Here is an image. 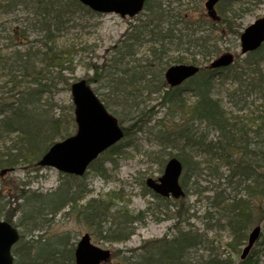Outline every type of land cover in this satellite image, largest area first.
Returning a JSON list of instances; mask_svg holds the SVG:
<instances>
[{
    "label": "trees",
    "instance_id": "obj_1",
    "mask_svg": "<svg viewBox=\"0 0 264 264\" xmlns=\"http://www.w3.org/2000/svg\"><path fill=\"white\" fill-rule=\"evenodd\" d=\"M189 1L191 0H147L143 11L136 17L138 24L128 34V41L123 42L116 50L106 70L95 71V73L100 75V79H106L107 93L103 95L112 101V109L118 111L122 118L130 107L129 103L134 102L138 94L160 93L162 88V105L166 106L167 111L171 113L183 111L184 96L187 93L191 94L195 99L189 107L190 117L196 121L208 123L218 132V140L223 141V144L206 143L202 136L199 138L196 133H190L187 130L159 131L155 136L158 144L162 148L178 149L177 153L171 157L179 160L184 176H187L188 171L200 172L204 168L216 176L215 166L211 165L213 160H223L230 165L228 159L230 149H236L241 153L249 152L252 159L245 166L241 165V161H233L239 176L237 187L241 186L248 196L251 195V198L256 197L260 201L258 205L261 211H264V144L261 143V148L257 146L255 150L250 151L249 147L254 142L250 141L243 125L240 126L241 123L237 118L230 116L221 103L212 98L214 81L221 70L200 68L196 76L186 81V83L193 81L192 87L181 89L180 87L170 88L168 85L162 86V75L164 77L165 67L170 63H163V57L169 51H181V56H177L173 61L176 65L196 66L219 53L214 44L209 47L208 42L212 38L206 34V28L198 26L199 23L205 26L209 24L210 27L213 24L201 13L196 19L190 18L186 14ZM250 1L252 0H222L217 4L216 11L221 22L218 23L225 26L224 34L233 36L235 39L239 38L240 33L233 28L231 19L239 17L240 12H245ZM234 6L239 8L234 10L232 9ZM82 8L76 0H0V23H3L1 25H8V22L2 21L8 15L21 13L24 16V22L19 28L8 25L0 33V171H11L17 167L38 170L36 162L47 150L55 142L71 135L69 131L74 127L71 108L69 107L67 112L60 109L54 102V95L59 91L60 83L67 84L64 81L63 72L71 71L74 49L58 47L57 36L67 30V25L72 20L70 16ZM31 32L37 33L38 40L28 41L27 35ZM135 42L148 44L151 63H156L160 69L157 73L149 74L147 78L144 75L146 71H134L130 76L132 79L129 80L128 76H125L124 68L120 65L123 59H131L135 56ZM263 47L264 44L258 50L248 54V59L251 57L253 59L255 55L258 58L245 60L244 68L253 75L259 72V63L263 59L261 52ZM147 67H150V64H145L141 69H147ZM157 77L160 79L155 81ZM260 85V82H255L254 87L261 95L264 89ZM141 89L144 90L143 93ZM106 103L108 104L107 100ZM56 109L59 110L58 114L55 112ZM262 111H264V105ZM132 113L131 111L130 114ZM122 118L119 124H122ZM258 119L262 123L254 132L256 135L261 131L264 132V118ZM138 124L137 128L135 127L137 131L142 129V126ZM128 134L127 129H124V136L127 137ZM123 145L120 142L104 155L113 166V159L125 153ZM194 150L208 154L209 159L205 160L204 168H201L200 161L194 160ZM100 160L95 161L90 168L104 178V166L98 167ZM63 178L65 181L60 183L53 192L49 194L25 192L19 196L18 199L21 202L12 209L11 213L7 209V211L0 210V220L21 230L20 232L18 230L19 240L12 248L14 264H73L72 248L70 251H65L64 245L54 247L42 241V238L36 240L37 242H22L24 236L31 235L50 221L46 219L48 216L54 217L66 208L74 210L76 202L89 193L82 183H78V178L67 175ZM181 187L187 193L184 182L181 183ZM145 191L162 203L158 204L156 209L160 212L164 211L163 213L169 211L166 210L169 207L165 199L159 198L148 190ZM2 198L4 196L0 192V202ZM112 198L119 199V194L115 193ZM222 202H224L223 198ZM175 206L178 208L176 217L182 223H186L188 221L186 212L183 213L184 210L179 203ZM111 208V199L92 198L83 208L85 212L82 215L83 220L87 225L99 228L110 216ZM223 210L228 218L227 226L231 231V243H233V245L230 243V247L233 250L245 239V230L252 225V207L249 202L245 204L240 199L226 202ZM116 214V218L113 216L111 219L114 221L113 227L107 230V236L104 238L106 237L105 239L110 242L123 243L133 235V223H141V213L133 216L122 208L116 210ZM16 215L19 216L13 222ZM165 217V219L169 218ZM201 238L189 230L186 232L178 230L177 235L170 239L163 237L144 243L133 250L132 256L124 262L125 264H233L231 257L214 258L213 253L210 256L212 258L208 260L192 259L189 251L203 245L204 241ZM258 261V254L253 252L240 264H259Z\"/></svg>",
    "mask_w": 264,
    "mask_h": 264
},
{
    "label": "rangeland",
    "instance_id": "obj_2",
    "mask_svg": "<svg viewBox=\"0 0 264 264\" xmlns=\"http://www.w3.org/2000/svg\"><path fill=\"white\" fill-rule=\"evenodd\" d=\"M205 1H189L186 14L190 18L196 19L198 14L201 13L207 18L206 10L204 9ZM249 3L245 12H240L239 17L231 19L233 28L237 29L239 33L257 19L264 17V0H252ZM237 6L232 9L237 10L239 8ZM70 18L72 20L67 25V30L57 36V45L58 47H72L74 49L72 66L71 71L63 72L64 81L67 84L60 83L58 85L59 91L54 95V102L66 112L70 107L73 113L70 86L79 80H84L104 106H107H105L107 111L120 123L122 117L119 112L112 109V101L103 95L107 93V81L106 79H100V75L95 73V71L106 70L116 50L123 42L128 41V34L138 24V19L136 17L121 18L115 14H98L86 8L74 12ZM23 19L24 16L21 13H16L15 15L4 17L2 21L4 23L8 22L9 27L19 28L24 22ZM207 19L213 24L212 27L209 24L205 26L200 23L198 26L206 28V34H208L209 38H212L211 42H208L210 43L209 47L214 44L217 46L219 53L197 66L204 69L209 67V64L222 54L229 53L233 55L235 58L234 64L226 70H221L219 75L217 74L218 78L214 81L212 98L218 100L224 110L230 113V116L236 117L241 123L240 126L243 125L250 141L254 142L249 147V150H255L257 146L261 148V145L264 144V132L262 133L261 131L257 134L258 136L254 132L262 123L258 118H264V111H262L264 91L260 95L259 90L254 85L255 82H260V86L264 89V47L261 51L263 59L259 63V72L253 75V73L244 68L248 55H241L239 38L235 39L233 36L224 34L226 29L225 26L220 25V18L219 20ZM12 20L17 21L13 22ZM1 24L3 23H0V33L3 28L8 27V25L3 26ZM27 38L30 42L38 40L39 37L37 33L31 32L27 35ZM134 51L135 56L131 59H123L120 65L121 68H124L125 76H128L129 80L132 79L130 76L133 75L134 71H146L144 73L146 78L149 74L159 71L160 67L156 63H151L152 60L148 54V44L135 42ZM180 52L169 51L164 55L163 63L170 62L165 69L176 65L173 61L177 56H181L180 54L182 53ZM256 58L258 56L255 55L253 59L251 57L248 61ZM145 64H150V67L141 69ZM162 78V86H166L163 75ZM158 79L160 78L157 77L155 81ZM192 85L193 81H189L182 84L180 88L184 89L185 87H192ZM151 89L153 90L154 88ZM143 91L141 89L142 93ZM160 91V93L138 94L135 101L129 103L130 107L125 111L124 119L122 118L123 122L120 124L129 132L127 137L122 140L125 153L113 159L114 166L108 158L106 159L101 154L102 158L99 157L101 160L98 167L100 165L104 166V178L90 168L78 181V183L83 184L89 193L76 202L75 209L66 208L54 217L48 216L46 219L50 221L45 223L41 229L31 233V235L24 236L22 242H37L36 240L42 238V241L47 242L51 246L64 245L65 251H70L71 248L74 250L81 236L87 234L93 246L110 252V259L103 264H125L124 261L132 256L131 252L141 247L144 243L159 240L163 237L170 239L177 235L178 230L182 232L189 230L193 234H198L200 238L202 237L201 240L204 241L201 247L189 251L192 259L208 260L212 258L210 256L213 253L214 258L224 259L229 256L232 258L233 264H237L240 262L239 255L241 250L247 245L249 233H251L253 227L258 225L260 227L259 238L249 249L248 254L252 255L253 252L258 254L261 264H264V211H261V207L258 205L260 201L256 197L250 198L241 186H239L240 188L237 187L239 176L237 169H235L236 165L233 162L241 161V165L245 166L252 159L249 152L241 153L236 149H230L228 157L230 165L223 160L214 161L211 158L213 160L211 165L215 166V172L217 173L214 176L212 175L214 173H210V170L204 168L205 160L209 159L208 154L194 150V160L200 161L201 168L204 169L200 170V172L188 171L187 176H184V172H182L180 184L184 182L187 189L184 198L179 200L165 199L164 201L168 203L169 207L167 209L164 207V209L169 210L166 213H163L164 211L160 212L155 208L162 203L146 193L145 190L148 189L145 186V181L147 179L155 180L160 177L166 161L178 151L177 148H162L158 144L155 136L159 131L187 130L190 133H196L197 137L202 136L206 143L223 144V141L218 140V132L211 128L208 123L199 122L190 117L189 107L195 99L191 94L187 93L184 96L185 105L183 111H175L174 113L169 111V113L167 107L162 105L161 102L162 88ZM131 111L133 112L132 114H130ZM55 112L58 114L59 110L56 109ZM137 123H139L138 126H142L139 131L136 130ZM75 129L74 125L69 133L73 135ZM225 153L228 154L227 151ZM63 177L53 168L31 170L25 167H17L14 170L7 171L0 175V192L4 196L0 202V210L5 211L7 209L11 213L12 209L21 202L18 199L19 196L25 192L42 194L53 192L60 183L65 181ZM182 180L184 181L182 182ZM115 193L119 194V199L112 198ZM92 198H108L112 200V212L106 218V221L103 220L104 223L99 228L87 225L82 217L85 213L83 210L85 204ZM222 198L224 202H222ZM240 199L245 204L249 202L252 207V225L245 230V239L232 250L230 247L232 241L231 231L227 226L228 218L224 215L225 211L223 209L226 202L229 203L232 200L238 201ZM178 203L184 210L183 213L186 212L185 216H188L186 223H182L176 217L178 208L175 205ZM122 208H125L133 216L140 212L142 221L141 223H133L134 233L126 242H110L104 236H107V230L113 227L112 222L114 221H111V219L113 216L116 218V210ZM18 216L14 217L13 222L16 221ZM165 216L169 218L165 219ZM18 230L19 232L21 231L20 229Z\"/></svg>",
    "mask_w": 264,
    "mask_h": 264
},
{
    "label": "water",
    "instance_id": "obj_3",
    "mask_svg": "<svg viewBox=\"0 0 264 264\" xmlns=\"http://www.w3.org/2000/svg\"><path fill=\"white\" fill-rule=\"evenodd\" d=\"M90 10L100 14H117L121 18H133L142 9L145 0H77ZM220 0H206L204 8L207 17L218 20L215 5ZM241 54L244 55L258 49L264 42V17L257 19L246 27L239 37ZM233 56L225 53L209 64L210 69L228 67L233 63ZM198 72V67L192 65H174L164 73L169 87L181 85ZM73 115L76 132L73 136L53 144L37 162L39 167L54 168L58 172L82 176L89 164L99 154L117 143L123 137V131L116 118L110 115L104 105L94 94L84 80H79L70 86ZM182 166L176 158L168 160L161 177L157 181L147 179L146 185L161 197L177 199L184 195L179 177ZM3 170L0 175L4 174ZM260 228L255 227L248 236L247 246L243 256L258 239ZM19 234L15 228L0 221V264H13L11 249L18 241ZM76 264H102L109 260L110 252L99 249L90 243L89 236L83 235L78 242L75 252Z\"/></svg>",
    "mask_w": 264,
    "mask_h": 264
},
{
    "label": "bare ground",
    "instance_id": "obj_4",
    "mask_svg": "<svg viewBox=\"0 0 264 264\" xmlns=\"http://www.w3.org/2000/svg\"><path fill=\"white\" fill-rule=\"evenodd\" d=\"M247 195H248V194H247ZM249 197L251 198V195H249ZM12 227H13V226H12ZM13 228H14V227H13ZM17 242H18V241H17ZM17 242H16V243H17ZM16 243H15V244H16ZM15 244H14V245H15ZM14 245H13V246H14ZM245 247H246V246H245ZM245 247L241 250V253H240V255H239L240 262H243V261L248 257V255H249V254L247 253V255H244V256H243V250L245 249ZM12 248H13V247H12ZM11 255H12V249H11ZM240 262H238L237 264H240ZM258 262H259V264H261L260 259H259ZM72 263H73V264H76L74 254H73V262H72Z\"/></svg>",
    "mask_w": 264,
    "mask_h": 264
}]
</instances>
